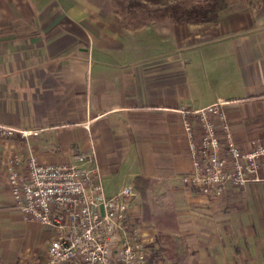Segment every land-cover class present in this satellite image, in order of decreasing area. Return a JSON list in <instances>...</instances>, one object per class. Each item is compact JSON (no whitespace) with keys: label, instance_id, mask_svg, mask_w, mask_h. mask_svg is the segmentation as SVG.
I'll list each match as a JSON object with an SVG mask.
<instances>
[{"label":"crops","instance_id":"0c3cea01","mask_svg":"<svg viewBox=\"0 0 264 264\" xmlns=\"http://www.w3.org/2000/svg\"><path fill=\"white\" fill-rule=\"evenodd\" d=\"M227 1L215 21L131 28L114 0H0V123L31 130L0 136V264H44L51 237L14 205V153L21 165L93 154L106 195L131 185L147 264H171L151 247L156 226L183 244L186 264H264V168L220 195L182 181L181 108L225 100L240 147L264 135V0ZM138 177L152 181L139 188Z\"/></svg>","mask_w":264,"mask_h":264},{"label":"built area","instance_id":"2783aa9c","mask_svg":"<svg viewBox=\"0 0 264 264\" xmlns=\"http://www.w3.org/2000/svg\"><path fill=\"white\" fill-rule=\"evenodd\" d=\"M227 101L181 108L182 127L192 162L182 181L200 192L220 195L227 186L259 180L264 168V135L245 148L233 139ZM31 130L0 123V136L26 137ZM7 158V183L14 205L25 219L50 231L44 264H147V248L139 227L132 225L131 185L106 195L93 154L43 163L34 154Z\"/></svg>","mask_w":264,"mask_h":264},{"label":"trees","instance_id":"16d2710c","mask_svg":"<svg viewBox=\"0 0 264 264\" xmlns=\"http://www.w3.org/2000/svg\"><path fill=\"white\" fill-rule=\"evenodd\" d=\"M117 2V0H115ZM116 11L119 26L135 28L152 22L167 20L172 23L215 21L219 13L228 5L227 0H118ZM135 183H149L150 179L138 177ZM140 188V187H139ZM142 189V187H141ZM147 219L154 222V217L148 213ZM156 222V218H155ZM154 222V223H155ZM156 250L162 260L171 264H186L183 262L186 249L177 238L161 226H156ZM148 261V259H147Z\"/></svg>","mask_w":264,"mask_h":264},{"label":"rangeland","instance_id":"374dc122","mask_svg":"<svg viewBox=\"0 0 264 264\" xmlns=\"http://www.w3.org/2000/svg\"><path fill=\"white\" fill-rule=\"evenodd\" d=\"M111 1V3H112V0H110ZM114 2L115 3H112V4H110L111 6H113V7H115V8H117V7H119V5H118V0H117V2L114 0ZM105 6H107L106 4H105ZM229 120V119H228ZM231 129V128H230ZM232 131V130H231ZM232 135H233V133H232ZM233 139H234V137H233ZM235 140V139H234ZM236 142V141H235ZM237 143V142H236ZM191 167H192V162H191ZM191 172V171H190ZM135 226V225H134Z\"/></svg>","mask_w":264,"mask_h":264}]
</instances>
